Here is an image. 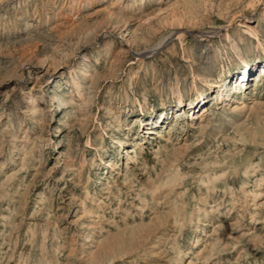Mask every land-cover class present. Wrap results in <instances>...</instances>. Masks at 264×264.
Listing matches in <instances>:
<instances>
[{"label": "rangeland", "instance_id": "374dc122", "mask_svg": "<svg viewBox=\"0 0 264 264\" xmlns=\"http://www.w3.org/2000/svg\"><path fill=\"white\" fill-rule=\"evenodd\" d=\"M0 264H264V0H0Z\"/></svg>", "mask_w": 264, "mask_h": 264}, {"label": "bare ground", "instance_id": "6f19581e", "mask_svg": "<svg viewBox=\"0 0 264 264\" xmlns=\"http://www.w3.org/2000/svg\"><path fill=\"white\" fill-rule=\"evenodd\" d=\"M179 103H183V100H180V102ZM165 118V117H164ZM166 119V118H165Z\"/></svg>", "mask_w": 264, "mask_h": 264}]
</instances>
